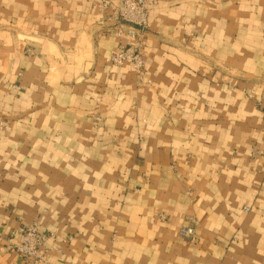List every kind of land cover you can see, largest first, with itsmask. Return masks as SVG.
Masks as SVG:
<instances>
[{
	"label": "crops",
	"instance_id": "1",
	"mask_svg": "<svg viewBox=\"0 0 264 264\" xmlns=\"http://www.w3.org/2000/svg\"><path fill=\"white\" fill-rule=\"evenodd\" d=\"M101 2L0 0V264H264V0H151L142 75Z\"/></svg>",
	"mask_w": 264,
	"mask_h": 264
},
{
	"label": "built area",
	"instance_id": "2",
	"mask_svg": "<svg viewBox=\"0 0 264 264\" xmlns=\"http://www.w3.org/2000/svg\"><path fill=\"white\" fill-rule=\"evenodd\" d=\"M151 0H124L122 5H115L111 0H102L101 8L109 14L115 23L118 35H127L129 43L120 46L106 63L114 66H131L134 72L142 75L146 68L145 40L149 31ZM193 226L184 227L181 235L191 241L195 237L197 220L190 219ZM55 239L53 233H43L34 224L19 228L6 240L7 249L19 255L24 264H51L49 243Z\"/></svg>",
	"mask_w": 264,
	"mask_h": 264
},
{
	"label": "rangeland",
	"instance_id": "3",
	"mask_svg": "<svg viewBox=\"0 0 264 264\" xmlns=\"http://www.w3.org/2000/svg\"><path fill=\"white\" fill-rule=\"evenodd\" d=\"M146 41V40H145ZM146 52V51H145Z\"/></svg>",
	"mask_w": 264,
	"mask_h": 264
}]
</instances>
